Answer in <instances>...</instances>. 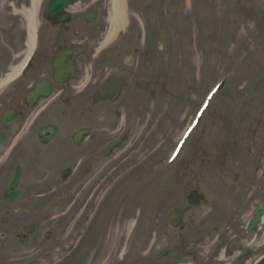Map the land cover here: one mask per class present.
Listing matches in <instances>:
<instances>
[{
  "label": "flooded vegetation",
  "instance_id": "af4514ba",
  "mask_svg": "<svg viewBox=\"0 0 264 264\" xmlns=\"http://www.w3.org/2000/svg\"><path fill=\"white\" fill-rule=\"evenodd\" d=\"M22 1L14 2L21 12L32 7L30 0ZM88 1L79 0L69 8L71 19L66 24L45 19L41 7L35 29L23 16L16 32L6 37L9 62L3 60L5 66L0 67L1 264H7L5 257L30 259L31 264L46 262L62 248L61 237L52 228L58 215L52 221L49 218L53 204L61 207L75 201L79 213L91 193L104 191L108 200L118 198L125 203L135 195L134 200L138 197L132 188L136 174L157 156L159 106L173 82V68L154 44L143 39L146 36L127 35L121 42L104 45L108 30L85 19ZM35 31L37 55L18 78L19 63ZM61 50L74 69L58 75L54 62ZM112 77L120 90L114 94L115 87L113 96H108L102 86ZM254 121L241 131L247 147L257 156L256 169H264V125ZM116 143L120 146L103 155ZM259 183L264 185V179ZM73 187L77 188L71 191ZM184 191L177 196L187 209ZM66 218L69 215L60 223ZM173 243V257L179 264H201L202 244L180 238ZM105 252L107 257H103ZM109 253L96 246L93 256L83 255L79 264L88 260L109 264Z\"/></svg>",
  "mask_w": 264,
  "mask_h": 264
},
{
  "label": "rangeland",
  "instance_id": "374dc122",
  "mask_svg": "<svg viewBox=\"0 0 264 264\" xmlns=\"http://www.w3.org/2000/svg\"><path fill=\"white\" fill-rule=\"evenodd\" d=\"M11 2L0 0V67L5 66L3 60L9 62L10 49L6 40L20 24V16L11 12ZM128 5L126 18L130 25L125 28L144 34L148 27L152 36L158 33L156 46L159 42L166 44L160 52L162 58L169 62L173 55V83L168 86L170 90L166 91L159 106L161 121L157 145L161 137L170 136L162 146L161 157L174 146L212 82L224 74L235 80L211 106L173 170V177L162 179L157 187L150 188L134 202L125 203V208L123 202L114 198L96 224L95 237L83 243L86 246L82 254L91 258L99 245L110 253L112 249L116 252L120 239L126 235L141 249L139 252L159 251L179 238L188 239L194 245H203V257L217 232L230 227L241 232L229 239L219 257V260L224 258L219 264L229 263L230 257L237 253L234 244L241 238L250 243L255 238L260 244L264 241V226L254 236L242 227L246 226L253 205L264 197V185L259 183L264 179V169H256L257 156L247 147L241 131L254 120L264 125V0H128ZM188 7L193 8L192 12ZM100 9L98 23L108 26L104 16L110 7L106 4ZM8 49V57H5ZM158 146L156 150L160 149ZM148 153L144 154L145 158ZM185 182H189L185 186L186 193L190 189L204 192L206 203L187 210L177 196ZM104 192L91 193L79 213L75 201L70 205L63 203L57 209L49 207L50 221L58 215L52 228L61 237L58 242L62 248L48 256V264L78 242L77 236H88L82 232L84 224ZM252 192L254 196L248 198ZM244 202L249 204L248 209L244 208ZM173 210L184 211L183 227L168 225V216ZM62 212L68 214L59 216ZM81 214H84L82 219L79 218ZM67 215L69 218L61 224V218ZM87 240V237L82 239ZM129 246L130 243L125 249ZM247 246L242 247L247 249ZM262 248H249L248 260L258 256ZM103 257H107V252ZM5 258L10 264H31L27 262L30 259ZM164 263L179 264V261L171 257Z\"/></svg>",
  "mask_w": 264,
  "mask_h": 264
},
{
  "label": "bare ground",
  "instance_id": "6f19581e",
  "mask_svg": "<svg viewBox=\"0 0 264 264\" xmlns=\"http://www.w3.org/2000/svg\"><path fill=\"white\" fill-rule=\"evenodd\" d=\"M40 0H32L33 3V7L32 9L29 10H23V15L24 17L28 20V22L30 24H33V20H34V15H35V10L37 9V5L39 3ZM125 0H111L110 1V15H109V19L111 21V28H110V32H109V36L107 37V41L111 40L114 38L116 32L118 30H120L121 28H123V26L126 24V13H125ZM230 85V83L228 85H226L218 94L217 96L214 98L213 102L209 105V108L206 110V112L203 114L202 118H201V122L198 124V126L195 128V130L193 131V133L191 134L189 140L186 143V147H184V151L186 150L187 146L189 145V141H191V139L193 138V136L195 135V133L198 131V129L201 127L202 122L205 120L207 113L209 112V110L211 109V106L215 103V101L218 99V97L223 93V91ZM183 153V152H182ZM182 153L180 154V156L178 157L177 161L175 162V164L173 165V170L175 169L177 163L179 162V160L182 157ZM162 177V176H161ZM160 177V178H161ZM159 178V179H160ZM158 179V180H159ZM158 180H156L155 182H157ZM154 182V183H155ZM150 186V185H149ZM148 186V187H149ZM262 216V215H261ZM261 222L264 224V215L261 219Z\"/></svg>",
  "mask_w": 264,
  "mask_h": 264
},
{
  "label": "water",
  "instance_id": "95a60500",
  "mask_svg": "<svg viewBox=\"0 0 264 264\" xmlns=\"http://www.w3.org/2000/svg\"><path fill=\"white\" fill-rule=\"evenodd\" d=\"M66 0H53L49 7H48V11H47V15L49 18L52 19H58V20H62L64 17L66 18L68 15L66 14H62V16H59L58 13L62 12L64 6H66L65 3ZM261 209H264V203L260 206ZM261 212L258 211L256 214V217L252 223V227H251V231L254 230L256 223L259 221V216H260ZM171 225H173V214L171 215ZM260 264H264V260L260 263Z\"/></svg>",
  "mask_w": 264,
  "mask_h": 264
}]
</instances>
